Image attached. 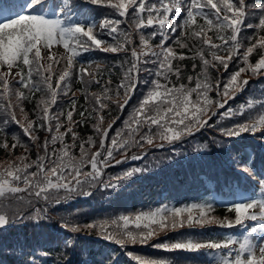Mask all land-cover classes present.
<instances>
[{"label": "snow or ice", "instance_id": "obj_1", "mask_svg": "<svg viewBox=\"0 0 264 264\" xmlns=\"http://www.w3.org/2000/svg\"><path fill=\"white\" fill-rule=\"evenodd\" d=\"M129 20L138 40L132 25L122 26ZM53 46H62L64 54L55 56ZM95 52L120 57L112 65L122 70L115 85L112 71L85 55ZM189 60L193 74L185 76ZM249 76L254 88L260 85L261 98L250 96L233 108L230 101L248 89ZM73 81L83 85L90 107L78 105ZM262 82L264 0H13L0 5V148L15 157L0 163V255L5 257L0 264H115L107 250L97 259L93 253L100 249L80 243L93 235L126 251L135 264H176L167 255L127 251L136 245L191 254L201 264H264ZM36 93L41 96L29 113L25 105ZM126 108L122 127L110 136ZM87 123L94 135L84 138L77 129ZM204 132L212 135L196 152L214 157L205 163L223 173L233 199H218L206 189L207 195L180 206L107 216L71 210L77 197L115 191L147 171L133 167L105 179L108 168L144 159L153 148L175 150ZM246 135L251 143L240 146ZM131 149L140 151L129 156ZM236 192L243 195L236 198ZM217 204L231 217H217ZM57 207L65 211L53 220L49 210ZM29 222L49 231L35 240L8 241L9 229ZM212 226L233 232L209 237L177 232ZM169 232L178 238H169ZM161 233L163 242L150 243Z\"/></svg>", "mask_w": 264, "mask_h": 264}, {"label": "trees", "instance_id": "obj_2", "mask_svg": "<svg viewBox=\"0 0 264 264\" xmlns=\"http://www.w3.org/2000/svg\"><path fill=\"white\" fill-rule=\"evenodd\" d=\"M248 2V0H246ZM7 4L6 0H0V5ZM103 18V17H101ZM109 18H115L113 15H109ZM123 19V18H122ZM256 22V21H253ZM197 23L202 24L203 20L197 18ZM128 25H132V21H127L126 24L122 25L127 28ZM154 29H145V33ZM132 31L134 38L138 40V35H136V30L134 25H132ZM248 35H252V31L248 30ZM209 35L213 33L209 32ZM219 42V41H215ZM154 43H159L156 39ZM178 47V46H177ZM52 52L55 56H61L64 54L62 46H53ZM192 55V53H188ZM223 55L224 53H220ZM89 59L97 60L101 62V65L106 70H110L113 73L114 85L118 82L122 70L119 68H113L114 63H118L120 57L116 54H105L103 52H95L91 54H85ZM47 59L45 58V64ZM188 67V71L184 73L185 76L188 74H193L191 69L192 61H185ZM94 67V66H93ZM54 71L56 68L54 67ZM92 69H90L91 71ZM222 71V69H221ZM107 75V72H105ZM212 76L215 77L216 73L213 72ZM250 81L248 89L240 95L235 101H230V105L233 108L244 103V101L250 96L253 98H261V93L259 91L260 85L255 88V79L252 77H247ZM187 83V81H184ZM264 84V82H262ZM72 92L75 93L78 100V105L83 107H90L91 105L85 104L84 97L82 95L83 85L79 81H73L71 85ZM96 87H92L90 91H98ZM41 93H36L35 99L31 103L25 105L26 110L31 113L35 100H38ZM115 99V97H114ZM135 103V100L132 101ZM67 108V105H64ZM81 110H83L81 108ZM130 108H126L125 112L121 115V119L118 120L114 125L109 135H115L116 130L122 127L123 119L127 117ZM18 118L22 119V116L17 112ZM113 116L116 115L115 111L112 113ZM34 119L35 117L30 116ZM77 120L80 119L79 116L75 117ZM110 118H106L104 125L106 126ZM13 131H18L17 128L13 127ZM77 131L84 138L89 135H94L91 128V123L81 125ZM212 135L211 132H204L203 134L197 135L195 138L187 139L183 143H178L173 150L171 147L166 146L164 149L153 148L148 153L144 159L141 160H127L120 165H114L106 170L105 179L108 175H115L122 170L133 167H145L147 171L137 174L128 181H124L122 186L115 191L109 190L106 192H96L93 197H77L74 202H72L71 210L76 209L82 210L86 216H107L109 214H119V213H135L141 209L148 210L150 208L158 207L162 204H175L180 206L182 203L190 201L192 198L198 197L201 194L207 195L206 189L210 190L211 196L217 197L218 199L228 200L233 199V193L229 191V188L223 184V173L219 172L217 169L209 168L205 161L213 159L214 157H203L196 152L198 144L205 143ZM25 141L27 138H24ZM41 139H43V133H41ZM11 143V138H9ZM251 143V139L245 136V139L239 142L240 146L247 145ZM147 147V146H146ZM139 149H131L128 153L131 156L134 152H139ZM16 155L23 153V149H16ZM78 153V149H77ZM15 157L8 156L5 150L0 148V163H6L9 159H14ZM32 158H35V152L32 153ZM116 159H120L117 156ZM220 178L219 185L217 184V177ZM251 186L250 180L246 182ZM242 192H236L235 197L239 198L242 196ZM42 207V203L37 205ZM65 208L57 207L56 210H49V214L56 219L58 212H64ZM217 217L223 218L226 215L231 217V214L227 213L226 208L217 204L215 207V213ZM48 228L45 225L40 227L35 226L31 222L26 225L18 226L9 229L4 235L9 242H14L17 237L28 238L30 240H35L38 237L42 238L48 232ZM177 232L183 235H191L196 237H209L215 236L217 233H231L233 230L221 229L212 226L210 230H185L180 229ZM165 234L161 233L160 236L150 243L163 242ZM167 236L171 239L178 238L176 233L169 232ZM80 243H87L93 249H100L99 252L94 251V255L97 259L101 258L102 253L107 250L109 257H115V264H135L127 256L126 251L121 250L116 245H108L107 242H97L95 235L90 237L87 241H80ZM2 244V241H0ZM127 251H132L136 254L150 255V256H163L167 255L170 259L176 261V264H201V261L194 260L191 254H181V253H164L162 250H157L149 247L148 245L140 246H129ZM0 258H5L0 255Z\"/></svg>", "mask_w": 264, "mask_h": 264}]
</instances>
